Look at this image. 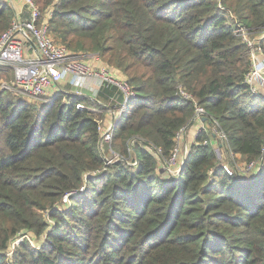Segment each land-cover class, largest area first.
<instances>
[{
	"label": "trees",
	"instance_id": "1",
	"mask_svg": "<svg viewBox=\"0 0 264 264\" xmlns=\"http://www.w3.org/2000/svg\"><path fill=\"white\" fill-rule=\"evenodd\" d=\"M34 2L52 7L53 40L121 73L136 97L110 144L125 160L105 166L104 112L92 108L121 102L115 88L94 99L59 93L52 105L0 89V264H264V159L254 174L227 176L212 133L216 122L224 151L261 157L264 96L244 82L250 59L236 27L260 35L264 0ZM13 18L0 0V35ZM4 73L0 82L12 77ZM195 103L205 130L171 175L162 166ZM21 231L42 244L20 242L10 259L4 252Z\"/></svg>",
	"mask_w": 264,
	"mask_h": 264
},
{
	"label": "built area",
	"instance_id": "2",
	"mask_svg": "<svg viewBox=\"0 0 264 264\" xmlns=\"http://www.w3.org/2000/svg\"><path fill=\"white\" fill-rule=\"evenodd\" d=\"M18 1L22 4V9L15 11L10 26L0 35V68L10 70L12 74L10 80L5 78L1 80L0 89L32 103L52 105L54 98L62 92L59 85L64 79L68 80V88L77 96H82L80 91L89 79L98 81L94 98L102 87L115 88L121 102L115 101L116 103L108 107L100 104L102 109L93 111L106 113L105 119L99 122L97 126L100 145H105L109 152V157L104 156V165H110L114 161H124L123 157L113 151L110 144L116 122L127 108L128 103L136 97V92L118 71L108 66L98 67L88 62L90 58L96 59V56L88 55L86 61L53 40L48 32V21L52 15V9H46L42 12L34 0ZM236 33L246 44L250 59V68L245 75L244 82L254 95H263L264 47L261 40L264 39V31L260 35L252 37L244 27L238 24ZM256 37L260 38L257 39ZM179 95L185 99H192V96L181 87L179 88ZM206 118L204 108L195 103L190 124L178 131L175 136V147L172 154L162 166L168 173L172 174L174 172L177 174L188 153L191 145H188L185 140L188 127L195 125L193 133V139H195L201 131L205 130ZM212 133L220 141V144L225 142V135L217 128L216 122L212 127ZM182 140L185 144L182 149H178L177 143ZM146 148L156 157L160 152L150 146H146ZM263 158L264 142L261 157L258 160L246 162L238 168L229 167L227 164L222 163V170L227 176L237 175L243 177L251 175L259 170ZM63 200L68 201L67 196ZM20 242L22 240L17 239L11 241L10 245L17 246Z\"/></svg>",
	"mask_w": 264,
	"mask_h": 264
},
{
	"label": "rangeland",
	"instance_id": "3",
	"mask_svg": "<svg viewBox=\"0 0 264 264\" xmlns=\"http://www.w3.org/2000/svg\"><path fill=\"white\" fill-rule=\"evenodd\" d=\"M8 1V0H7ZM9 2V1H8ZM10 3V2H9ZM11 6L13 7L14 11H19V9L21 10L22 9V4L18 1V0H11ZM47 9H52V7H48ZM53 11V10H52ZM43 12V11H42ZM257 38V37H256ZM260 38V37H259ZM257 38V39H259ZM262 42V45L264 47V39L261 40ZM80 58H83L84 60L87 61L88 59V55H91V54H77ZM3 71L5 72L4 73V77H7V75H11L10 71L7 70V69H3ZM59 88L60 90H62L61 93L63 92H67V93H71L73 95H75L73 92L70 91V89L67 87V86H64V85H59ZM64 95V94H63ZM59 100L62 102V103H67V99H65L64 97H60ZM93 110H95L94 108H92ZM104 114H106L105 112L103 113V116ZM189 128V127H188ZM188 131V129H187ZM185 140L187 141L186 143H189L190 140H187V132H186V136H185ZM179 148L178 149H182L185 142L184 140L180 141L177 143ZM220 145V143H219ZM219 150H218V156H219V159L222 160V163L224 164H227L229 167H234V168H238V167H241L243 166L245 163H246V160L243 159L241 156H237L235 154H229L227 153L228 151H224L221 147L223 146H219ZM105 146V145H104ZM217 147V145H216ZM224 148V147H223ZM106 150H107V147H106ZM109 152L106 151V156L109 157ZM125 160V159H124ZM131 162V161H130ZM171 175H175V173L173 172ZM245 176H248V175H245ZM68 204V201H64L63 199L60 201L59 205H57V209L61 210V209H64L65 208V205ZM44 214V213H43ZM44 216H46V213L44 214ZM47 219V217H46ZM48 220V219H47ZM49 223H51V221L49 220ZM43 238V237H42ZM42 238L39 237V238H36L35 235L33 234V232H24V231H21L20 232V235L16 237H14L12 239V241H15L17 239H20L22 240V242H28L31 246H34V247H40V245L42 244ZM11 243V242H10ZM17 246H15L14 244H9V247L8 249L4 252L6 256H8L10 259L12 257V254H13V251L15 248H17Z\"/></svg>",
	"mask_w": 264,
	"mask_h": 264
},
{
	"label": "crops",
	"instance_id": "4",
	"mask_svg": "<svg viewBox=\"0 0 264 264\" xmlns=\"http://www.w3.org/2000/svg\"><path fill=\"white\" fill-rule=\"evenodd\" d=\"M8 1L11 3V0H8ZM14 13H15V11H14ZM88 62H90L93 65L98 66V67L103 65V63L98 58H96V59L90 58L88 60ZM61 84L68 87V80L64 79L61 82ZM97 85H98V81L96 79H89L86 82V84L84 85V87L82 88V90L80 91L82 96L88 97L90 99H94V93L97 91V87H98ZM263 96H264V94H263ZM100 100H98V103L103 105L104 107H108V106L116 103L115 102L116 100H112V99H109V98H107V99L101 98ZM103 119H105V114L103 116ZM194 131H195V125L189 126L188 131H187V140H190V142L187 143L188 145H190L194 141V139H193Z\"/></svg>",
	"mask_w": 264,
	"mask_h": 264
},
{
	"label": "water",
	"instance_id": "5",
	"mask_svg": "<svg viewBox=\"0 0 264 264\" xmlns=\"http://www.w3.org/2000/svg\"><path fill=\"white\" fill-rule=\"evenodd\" d=\"M264 159V158H263ZM263 159L261 160V163H260V165L262 164V162H263Z\"/></svg>",
	"mask_w": 264,
	"mask_h": 264
}]
</instances>
